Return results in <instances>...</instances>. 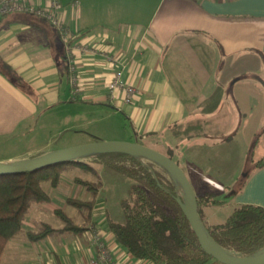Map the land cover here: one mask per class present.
Returning a JSON list of instances; mask_svg holds the SVG:
<instances>
[{
	"label": "crops",
	"instance_id": "obj_1",
	"mask_svg": "<svg viewBox=\"0 0 264 264\" xmlns=\"http://www.w3.org/2000/svg\"><path fill=\"white\" fill-rule=\"evenodd\" d=\"M30 1L36 7L51 4ZM73 2L60 0L55 10L72 36L67 44L45 17L0 15V161L26 162L103 140L138 142L160 152L173 148L197 194L224 192L226 183L240 178L236 170L248 171L241 190L226 203L202 207L207 225L225 221L238 205L264 207V165L250 157L264 121V0ZM68 44L92 49L75 52V95ZM224 63L242 76L230 83L233 74L227 75L216 110L204 111L219 89ZM119 69L137 88L131 104L110 99L109 82ZM194 122L206 134L184 140L171 134L174 126ZM68 131L72 142L63 144L61 135ZM213 184L218 188H207ZM104 203L99 199L97 210ZM101 224L119 264H151L134 258L108 222ZM92 229L59 232L65 237L59 241L53 237L58 232L51 233L31 241L35 249L20 247L37 253L29 264H84L95 254Z\"/></svg>",
	"mask_w": 264,
	"mask_h": 264
},
{
	"label": "trees",
	"instance_id": "obj_2",
	"mask_svg": "<svg viewBox=\"0 0 264 264\" xmlns=\"http://www.w3.org/2000/svg\"><path fill=\"white\" fill-rule=\"evenodd\" d=\"M229 64L224 63L219 89L204 103V111L216 110L227 75L233 74L230 83L242 76L232 73L234 71H231V67L235 66ZM199 128L200 124L194 122L189 127L176 125L170 131L178 139L184 140L194 138L196 133L206 134ZM174 151L169 148L162 153L179 164ZM92 163L104 164L133 181L129 197L121 202L125 220L118 222L109 218L108 227L116 240L134 258L150 261L151 264H206L214 259L201 246L182 210L178 199L184 203L186 201L180 194L176 178L167 169L155 161L134 154L92 153L86 154L85 159L69 160L35 172L0 174V264H3L6 248L14 238L25 237L36 242L59 231L81 233L90 229L94 221V206L103 187L98 169ZM263 165L264 160L257 164ZM78 166L92 171L97 177L94 181L74 178L78 185L86 189L89 199H67L84 217V221L78 222L75 216L57 208L55 212L63 220V227L54 228L48 223H42L36 230H27L24 221L30 209L34 205H45L52 201L45 184L58 188L63 182L64 171ZM197 197L201 221L212 241L219 247L243 257L253 256L264 250V207L238 205L225 221L207 225L203 220L202 207L221 205L226 201L218 199L213 193L197 194Z\"/></svg>",
	"mask_w": 264,
	"mask_h": 264
},
{
	"label": "rangeland",
	"instance_id": "obj_3",
	"mask_svg": "<svg viewBox=\"0 0 264 264\" xmlns=\"http://www.w3.org/2000/svg\"><path fill=\"white\" fill-rule=\"evenodd\" d=\"M126 127H128V125H126ZM72 133H73L72 131L63 133L61 135L62 136L61 143L64 144L65 142H72L70 137L72 136L71 135ZM259 133H260L259 140L258 141L256 140V142L253 143L254 147L251 148L250 150V157L251 159L253 158V161L257 164L260 163V161L264 160V121L261 125V129ZM79 140H81V138H79L78 140L74 139V142ZM103 141H111V140H103ZM85 155H81L77 159H85ZM249 160L250 159L248 156L246 162L247 165L250 166L251 160L250 161ZM92 164L98 169V172L103 181V187L101 188L97 203L94 206V211H93L94 221L92 222L90 229L94 227H101L102 226L101 222L103 221L108 222L109 218L118 222H123L125 220V215L122 209L121 202L123 199L129 197V192L131 185L133 184V181L127 176L110 169L104 164H100V163H92ZM247 172L248 171L241 166L238 170L234 172L236 176L240 178L234 180L232 182V185L229 184L230 186L228 185V183H226L227 185L226 184L224 185L225 186L224 192H220V190L218 189H214L213 192L211 191L208 192L215 194V196L218 199L225 201L229 200L232 196H234L236 190H238L240 186H242L243 182L245 181V176L247 175ZM76 177H79L84 180H93V181L97 180V177L93 175L92 171L86 170L78 166L64 171L63 182L58 188H52L49 184H45V188L47 192L51 195L52 201L50 203L45 204L46 206L34 205L30 209V212L28 213L24 221V226L27 230H36L41 226L42 223H48L54 228L63 227L64 226L63 220L59 216H57L55 212V209L57 208H62L63 210H66L70 215L75 216L78 222L84 221L83 220L84 217L78 213V210L67 202L68 198H75L80 200H87L90 198V195L88 194L86 189L78 185L74 181V178ZM69 183H71L72 185ZM207 188L210 189V188H218V187L217 184H213V185H208ZM180 191L185 195L182 186L180 188ZM99 199H103L105 202L102 206L104 208L103 211L101 209L97 210L99 208L98 207ZM101 212L103 213V215H98ZM59 232L58 234H53L54 235L53 237L58 241L62 238L65 239V237L60 235ZM21 239H24L25 241ZM21 244L32 245L34 249L38 245L34 242H31L29 239L25 237H18L12 239L9 242L7 249L4 253L2 260L3 264L30 263L31 255L34 253L32 255L34 256L37 253L35 251H32V253L31 251L30 252L26 251L25 249H23V247L22 248L20 247Z\"/></svg>",
	"mask_w": 264,
	"mask_h": 264
},
{
	"label": "water",
	"instance_id": "obj_4",
	"mask_svg": "<svg viewBox=\"0 0 264 264\" xmlns=\"http://www.w3.org/2000/svg\"><path fill=\"white\" fill-rule=\"evenodd\" d=\"M92 153L134 154L155 161L167 169L184 189L180 194L186 203L178 199L182 210L195 231L203 249L215 260L223 264H264V250L253 256H239L219 247L212 241L199 214L197 193L184 169L168 155L142 143L132 141H95L92 143L66 147L35 159L9 165L0 161V174L35 172L39 169L77 159L81 155ZM246 177V176H245Z\"/></svg>",
	"mask_w": 264,
	"mask_h": 264
},
{
	"label": "built area",
	"instance_id": "obj_5",
	"mask_svg": "<svg viewBox=\"0 0 264 264\" xmlns=\"http://www.w3.org/2000/svg\"><path fill=\"white\" fill-rule=\"evenodd\" d=\"M78 0H74L73 5H77ZM60 0H51L49 8L36 7L30 0H0V15L9 14L12 12H28L47 18L58 29L63 41L67 44L70 41L69 28L60 22L55 16V10L60 8ZM91 52L89 45H84L82 48L67 45V56L72 63L70 64L71 82L75 86L73 94H77L79 88L76 87L78 75L76 73V66L74 63L75 52ZM110 99L117 100L120 98L124 103L131 104L134 102L137 94V88L129 83L123 76V70H116L113 78L109 82ZM100 227L92 229L91 243L94 247L95 254L84 264H119L114 258L109 246L104 240Z\"/></svg>",
	"mask_w": 264,
	"mask_h": 264
},
{
	"label": "bare ground",
	"instance_id": "obj_6",
	"mask_svg": "<svg viewBox=\"0 0 264 264\" xmlns=\"http://www.w3.org/2000/svg\"><path fill=\"white\" fill-rule=\"evenodd\" d=\"M9 165H15L16 163H8Z\"/></svg>",
	"mask_w": 264,
	"mask_h": 264
}]
</instances>
